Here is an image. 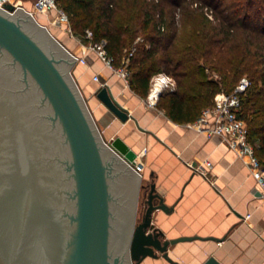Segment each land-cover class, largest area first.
I'll return each instance as SVG.
<instances>
[{"label": "water", "instance_id": "obj_1", "mask_svg": "<svg viewBox=\"0 0 264 264\" xmlns=\"http://www.w3.org/2000/svg\"><path fill=\"white\" fill-rule=\"evenodd\" d=\"M76 59L23 8L0 7V264H175L170 247L193 238L164 240L153 228L167 206L154 185H141L137 152L104 138ZM95 98L121 122L133 119L108 84Z\"/></svg>", "mask_w": 264, "mask_h": 264}, {"label": "crops", "instance_id": "obj_2", "mask_svg": "<svg viewBox=\"0 0 264 264\" xmlns=\"http://www.w3.org/2000/svg\"><path fill=\"white\" fill-rule=\"evenodd\" d=\"M61 29L64 37L57 39L72 54L87 59L86 65L76 63L75 78L88 97L104 138L120 137L137 152L136 162L144 165L141 185H154L167 206V211L153 213V228L164 234V240L193 238L170 247L172 261L203 264L214 256L222 264H264V198L246 159L221 138L209 137L188 123H177L163 109L148 107V94L135 92L87 45H67L74 37ZM95 75L99 81L93 79ZM102 84L110 86L133 119L121 122L97 101L95 92ZM190 161H209L211 166L206 170L210 180L192 171L186 165ZM146 189L138 191L134 224L144 213ZM141 264L173 263L160 257Z\"/></svg>", "mask_w": 264, "mask_h": 264}, {"label": "trees", "instance_id": "obj_3", "mask_svg": "<svg viewBox=\"0 0 264 264\" xmlns=\"http://www.w3.org/2000/svg\"><path fill=\"white\" fill-rule=\"evenodd\" d=\"M58 6L86 44L106 40L116 68L143 38L126 66L130 86L147 95L153 75L173 76L176 88L157 107L177 123L195 121L246 76L239 115L264 165V0H58Z\"/></svg>", "mask_w": 264, "mask_h": 264}, {"label": "built area", "instance_id": "obj_4", "mask_svg": "<svg viewBox=\"0 0 264 264\" xmlns=\"http://www.w3.org/2000/svg\"><path fill=\"white\" fill-rule=\"evenodd\" d=\"M26 1L27 3L32 2L31 10L26 9ZM8 3L15 6L14 11L11 12L5 8V5ZM0 7L10 14H14L19 7L23 8L33 17H35V12L46 14L47 17L50 18L49 20H52L53 23L61 28L68 30L70 35L74 37L69 27V16L58 6V0H0ZM205 13L209 19H213L211 10L205 8ZM92 36V31L86 30V37L91 39ZM143 41V38H137L134 46L123 58V64L119 68L114 66L113 58L107 53L106 40L90 42L87 47L89 50L95 52L109 69L119 73L128 83L129 73L126 67L127 63L129 58L136 52V45ZM72 55L77 58L75 61L76 63L83 65L87 64L86 57H80L75 54ZM93 79L99 81V76L95 75ZM249 86V79L246 76L242 77L233 92L218 93L214 99L213 105L203 109L200 116L195 121L188 123V125L199 132L205 133L209 137L217 136L221 138L241 159H246L251 174L261 188V196L264 198V165L256 155L255 146L249 140L247 124L239 115L242 108L241 95ZM175 88L176 81L173 76L165 72H159L153 75L150 81L149 92L145 100L146 105L150 108L157 107L162 94L174 90ZM186 165L192 171L210 180L206 170V167L211 166L209 161L202 163L190 161L186 162ZM132 167L137 173L141 174L144 165L142 162H136ZM247 217H249V215Z\"/></svg>", "mask_w": 264, "mask_h": 264}, {"label": "rangeland", "instance_id": "obj_5", "mask_svg": "<svg viewBox=\"0 0 264 264\" xmlns=\"http://www.w3.org/2000/svg\"><path fill=\"white\" fill-rule=\"evenodd\" d=\"M23 1H25V0H23ZM16 3H18V2H16ZM25 7H26V9L31 10L32 9V2H28L27 3V1H26ZM212 14H213V12H212ZM35 18L37 19V21L39 23L44 24V25H47L50 28V30H53V34L57 38L62 39V37H64L63 36L64 33H63L61 27L58 26V25H56L55 23H53L52 20H49L50 18L47 17L46 14H42V13H39V12H35ZM177 18H179V15H177ZM69 27H70V24H69ZM59 34H61V35H59ZM73 40H74L73 43L69 41V43H67V45H69V46L70 45L73 46L74 44H78V45L79 44L88 45V44H86V40L81 35H79V34L74 35V39Z\"/></svg>", "mask_w": 264, "mask_h": 264}]
</instances>
